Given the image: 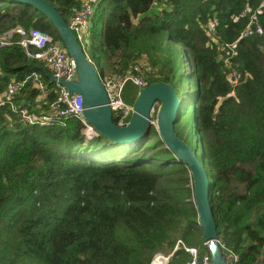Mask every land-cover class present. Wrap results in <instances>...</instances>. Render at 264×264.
<instances>
[{"label":"trees","instance_id":"obj_1","mask_svg":"<svg viewBox=\"0 0 264 264\" xmlns=\"http://www.w3.org/2000/svg\"><path fill=\"white\" fill-rule=\"evenodd\" d=\"M48 1L66 21L77 3ZM260 1L98 0L84 47L99 77L122 75L144 57L145 84L163 80L181 89L174 131L192 147L191 140L200 143L217 243L237 255L236 264H264ZM254 22L260 33L239 35ZM13 25L39 28L59 40L36 9L0 0V32ZM17 39L0 45V92L11 76L36 70L51 100L53 83L43 65L27 57ZM231 69L239 73L235 83ZM137 90L127 80L123 100L132 103ZM34 94L25 85L20 96ZM188 111L190 136L180 121ZM177 239L181 243L167 264L190 259L181 244L195 247L197 264L209 256L190 173L154 125L133 144L121 145L98 131L86 137L75 116L28 124L0 104V264H149L155 251L170 250Z\"/></svg>","mask_w":264,"mask_h":264},{"label":"built area","instance_id":"obj_2","mask_svg":"<svg viewBox=\"0 0 264 264\" xmlns=\"http://www.w3.org/2000/svg\"><path fill=\"white\" fill-rule=\"evenodd\" d=\"M97 2L98 0H77V3L71 6L70 15L66 21L83 50L88 41L90 16ZM260 2L264 4V0ZM213 25V20L208 21L207 34L210 33ZM251 32H261L259 23L247 24L239 35L243 36ZM14 35L18 36L15 41L21 46L23 53L27 57L40 62L44 67V72L54 78L51 81L54 97L49 101L46 100L47 83L42 80L38 71L32 70L22 78L11 76L8 79L0 92V104L6 103L8 108L14 111L22 122L28 124L45 125L54 123L65 116H75L84 124L85 129L90 133H94V130L83 118L80 94L69 92L66 86L59 81L72 80L76 75L74 61L61 41L54 39L50 33L39 28L30 27L26 29L21 25H13L0 32V45L10 43ZM140 68L138 62H133L122 75L113 74L108 77H100L106 91L107 104L110 107L111 115L116 117L113 121L118 125H123L126 122L132 110V104L122 98L124 83L128 80L137 86V89L145 84ZM238 75L239 73L234 69L229 71L228 77L231 83L236 82ZM25 85L34 89L35 94L32 98L20 96L21 89ZM180 243L177 239L170 250L155 251L149 264H167L172 251ZM181 245L190 254V259L185 264H197L195 247ZM224 258L226 264H236L237 255L231 250L224 251ZM199 264H210L209 256L203 255Z\"/></svg>","mask_w":264,"mask_h":264},{"label":"water","instance_id":"obj_3","mask_svg":"<svg viewBox=\"0 0 264 264\" xmlns=\"http://www.w3.org/2000/svg\"><path fill=\"white\" fill-rule=\"evenodd\" d=\"M13 1L33 7L53 25L59 40L74 61L76 73L75 79L59 81L69 92L80 94L83 118L96 132L121 145L133 144L149 130L152 124L151 111L154 110V103L158 102L155 127L164 145L186 165L190 173L197 222L208 249L210 264H226L224 252L219 249L217 243V232L209 202V177L203 165L202 152L198 157L196 144L190 146L174 131V123L179 118L181 99L174 87L163 80L152 81L139 87L126 122L123 125L116 124L112 119L100 77L61 13L48 0ZM49 80L53 81L54 78L49 76Z\"/></svg>","mask_w":264,"mask_h":264},{"label":"rangeland","instance_id":"obj_4","mask_svg":"<svg viewBox=\"0 0 264 264\" xmlns=\"http://www.w3.org/2000/svg\"><path fill=\"white\" fill-rule=\"evenodd\" d=\"M138 64H139V66L141 67L140 68V71H141V73H142V75H143V70H144V68H145V66H146V60H145V58L144 57H141V58H139L138 59ZM143 66H144V68H143ZM147 68V67H146ZM113 74H117V73H115V72H105V74H104V76H106V77H108V76H110V75H113ZM74 79L76 78V75H74V77H73ZM137 87V86H136ZM177 94H178V96H180V94H181V89H179L178 90V92H177ZM154 107L155 106H158V102H156V103H154V105H153ZM154 112V110H152L151 111V115H150V120L152 121V125H154V126H156V123H155V113H153ZM180 121L181 122H185L186 123V132L189 134V136L191 135V131H192V123H193V117H192V115H191V112L190 111H188L187 113H185V114H182L181 115V117H180ZM84 134H85V136L86 137H88V136H90L92 133H90L89 131L88 132H84ZM194 143V144H196V154H197V156L199 157L200 156V153H201V147H200V143H199V141H195V139H194V141L193 140H191V143ZM103 145V144H102ZM127 145V144H126ZM93 149H95V151H98L99 149H101V146L100 145H97V146H95V148H93ZM98 154H101V155H103V156H105L103 153H98ZM179 240V239H178ZM176 242V241H175ZM167 251V250H166Z\"/></svg>","mask_w":264,"mask_h":264},{"label":"bare ground","instance_id":"obj_5","mask_svg":"<svg viewBox=\"0 0 264 264\" xmlns=\"http://www.w3.org/2000/svg\"><path fill=\"white\" fill-rule=\"evenodd\" d=\"M89 125V124H88ZM89 126H91V125H89ZM91 128L94 130V128L91 126ZM84 132H85V128H84ZM86 133V132H85ZM92 134H96V130H94V133H92ZM91 134V135H92Z\"/></svg>","mask_w":264,"mask_h":264},{"label":"crops","instance_id":"obj_6","mask_svg":"<svg viewBox=\"0 0 264 264\" xmlns=\"http://www.w3.org/2000/svg\"><path fill=\"white\" fill-rule=\"evenodd\" d=\"M87 124H88V123H87ZM83 128H85L84 124H83ZM85 132H88V130L85 129ZM92 135H93V134H92ZM92 135H90V136H92ZM90 136H88V137H90Z\"/></svg>","mask_w":264,"mask_h":264}]
</instances>
